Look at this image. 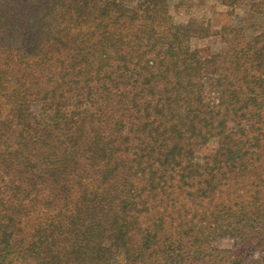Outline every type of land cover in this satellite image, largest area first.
Returning <instances> with one entry per match:
<instances>
[{
  "label": "trees",
  "instance_id": "16d2710c",
  "mask_svg": "<svg viewBox=\"0 0 264 264\" xmlns=\"http://www.w3.org/2000/svg\"><path fill=\"white\" fill-rule=\"evenodd\" d=\"M218 34L192 48L214 32L167 0H0V264L264 250V31Z\"/></svg>",
  "mask_w": 264,
  "mask_h": 264
},
{
  "label": "rangeland",
  "instance_id": "374dc122",
  "mask_svg": "<svg viewBox=\"0 0 264 264\" xmlns=\"http://www.w3.org/2000/svg\"><path fill=\"white\" fill-rule=\"evenodd\" d=\"M119 1L125 7L134 8L142 0ZM167 4L174 24L188 27L191 30L201 29L210 33L214 32L212 36L198 37L190 41L192 48L208 54L225 47L223 38L218 34L224 27H242L248 37L264 31V14L262 13L264 12V0H242L240 5L233 8L225 7L221 0H167ZM263 183L261 184L264 185ZM216 245L220 249L230 250L233 247V241L229 238H222L217 241ZM244 259L245 264H264V250L247 252Z\"/></svg>",
  "mask_w": 264,
  "mask_h": 264
}]
</instances>
